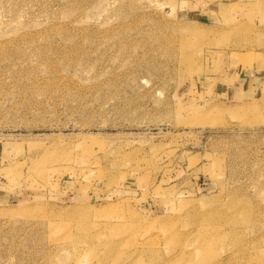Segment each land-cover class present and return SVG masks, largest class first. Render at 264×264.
Wrapping results in <instances>:
<instances>
[{
  "label": "rangeland",
  "instance_id": "374dc122",
  "mask_svg": "<svg viewBox=\"0 0 264 264\" xmlns=\"http://www.w3.org/2000/svg\"><path fill=\"white\" fill-rule=\"evenodd\" d=\"M258 1L0 0V264H264Z\"/></svg>",
  "mask_w": 264,
  "mask_h": 264
},
{
  "label": "crops",
  "instance_id": "0c3cea01",
  "mask_svg": "<svg viewBox=\"0 0 264 264\" xmlns=\"http://www.w3.org/2000/svg\"><path fill=\"white\" fill-rule=\"evenodd\" d=\"M253 6L254 22L250 26L253 38L245 49L237 50L238 56L229 62L227 96L237 103L259 102L264 105V0Z\"/></svg>",
  "mask_w": 264,
  "mask_h": 264
}]
</instances>
